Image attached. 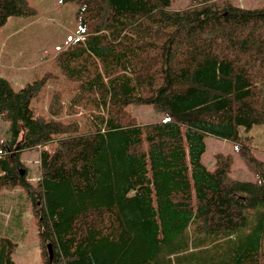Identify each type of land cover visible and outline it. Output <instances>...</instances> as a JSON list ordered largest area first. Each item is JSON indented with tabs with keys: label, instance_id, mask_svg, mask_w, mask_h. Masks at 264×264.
I'll use <instances>...</instances> for the list:
<instances>
[{
	"label": "trees",
	"instance_id": "obj_1",
	"mask_svg": "<svg viewBox=\"0 0 264 264\" xmlns=\"http://www.w3.org/2000/svg\"><path fill=\"white\" fill-rule=\"evenodd\" d=\"M62 2L78 4L81 28L54 58L77 84L69 101L57 90L47 108L86 117L87 129L31 106L53 72L19 90L0 76V116L9 121L0 188L29 191L45 264H264V162L239 130L264 124V7ZM36 12L29 0H0V27ZM130 103L165 118L141 123ZM55 134L54 151L43 149ZM208 135L231 141L258 180L232 179L231 154L217 153L210 170ZM35 147L34 185L21 153ZM16 246L0 236V264H15Z\"/></svg>",
	"mask_w": 264,
	"mask_h": 264
},
{
	"label": "rangeland",
	"instance_id": "obj_2",
	"mask_svg": "<svg viewBox=\"0 0 264 264\" xmlns=\"http://www.w3.org/2000/svg\"><path fill=\"white\" fill-rule=\"evenodd\" d=\"M244 8L256 9L264 7V0H232ZM37 12L31 15L10 16L0 27V66L7 64L8 69L0 71L7 77L15 90L51 71L58 77L51 80L31 100L36 113L48 118H61L66 121H78L81 129L86 130L88 119L82 115H53L47 105L55 91H61L65 102L69 101L76 91L77 82L61 73L53 56L64 49L80 31L81 23L77 18L78 4L62 0H29ZM59 2V4L57 3ZM191 0H171V9L188 7ZM8 70V71H7ZM38 74V76H37ZM12 79V80H11ZM139 122L148 123L165 118V113L150 104L130 103L126 107ZM245 145L252 153L264 162V124H255L249 131L244 126L239 128ZM9 135V121L0 116V149ZM251 135V139L245 136ZM61 134L43 145L50 152L57 146ZM207 148L202 161L210 170L216 169L217 153L231 154L233 164L230 177L236 180H258V175L251 163L226 139L208 135ZM41 148L26 149L21 159L28 167L27 176L36 184L39 177V158ZM0 236L10 237L17 243L13 253L15 264H45L42 258V247L36 217L33 213V201L29 191L21 185L0 188Z\"/></svg>",
	"mask_w": 264,
	"mask_h": 264
},
{
	"label": "crops",
	"instance_id": "obj_3",
	"mask_svg": "<svg viewBox=\"0 0 264 264\" xmlns=\"http://www.w3.org/2000/svg\"><path fill=\"white\" fill-rule=\"evenodd\" d=\"M58 4H59V2H57ZM63 3V2H62ZM73 39V38H72ZM56 54V53H55ZM55 57V55L53 56V59H55L54 58ZM2 68L3 69H8V65L7 64H1V66H0V71L2 70ZM8 71V70H7ZM2 72V71H1ZM46 72H51V71H46ZM1 77H5V76H3V75H0ZM37 76H38V74H37ZM6 79H8L7 77H5ZM9 80V79H8ZM12 80V79H11ZM10 81V80H9ZM29 82V81H28Z\"/></svg>",
	"mask_w": 264,
	"mask_h": 264
},
{
	"label": "water",
	"instance_id": "obj_4",
	"mask_svg": "<svg viewBox=\"0 0 264 264\" xmlns=\"http://www.w3.org/2000/svg\"><path fill=\"white\" fill-rule=\"evenodd\" d=\"M50 247H51V245H50V243H49V244H48V248H49V250H50ZM50 256L52 257L51 253H50Z\"/></svg>",
	"mask_w": 264,
	"mask_h": 264
},
{
	"label": "bare ground",
	"instance_id": "obj_5",
	"mask_svg": "<svg viewBox=\"0 0 264 264\" xmlns=\"http://www.w3.org/2000/svg\"><path fill=\"white\" fill-rule=\"evenodd\" d=\"M50 251V250H49Z\"/></svg>",
	"mask_w": 264,
	"mask_h": 264
}]
</instances>
